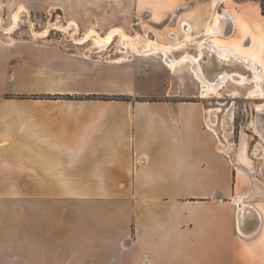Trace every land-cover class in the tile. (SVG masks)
<instances>
[{
    "label": "crops",
    "instance_id": "crops-1",
    "mask_svg": "<svg viewBox=\"0 0 264 264\" xmlns=\"http://www.w3.org/2000/svg\"><path fill=\"white\" fill-rule=\"evenodd\" d=\"M135 1L155 22L169 15L171 42L183 22L204 33L213 11L211 0ZM59 2L65 14L76 5ZM217 11L204 39L218 52L188 44L174 56L197 60L173 68L159 55L102 63L0 45V264H264V132L232 160L193 72L226 76L229 102H260L237 95L253 79L228 75L251 78L253 67L264 89V14L261 0Z\"/></svg>",
    "mask_w": 264,
    "mask_h": 264
},
{
    "label": "rangeland",
    "instance_id": "rangeland-1",
    "mask_svg": "<svg viewBox=\"0 0 264 264\" xmlns=\"http://www.w3.org/2000/svg\"><path fill=\"white\" fill-rule=\"evenodd\" d=\"M28 1L30 3L33 2L34 5L27 4L26 6L23 3L19 4L26 6L29 11V16L23 14L18 26L13 32L7 33L0 29V45L14 47L24 43H31L36 46L56 48L74 53L88 61L108 63L111 58H114L118 54V40L115 38L104 50L92 52L90 51V40L78 43V39L88 32L91 27L96 28L100 34H105L112 27L119 26L131 36L141 32V34H148L151 37L157 38L162 43L171 42L170 32L172 31V21L169 15L165 20L159 23L155 22L154 19H151L148 12H144L138 8L135 0H124L125 7H118L116 6V2L111 3L110 1L104 2V7H99L96 6V0H76L77 2L73 0L76 5L73 7L68 6L67 14L64 13V8H60L59 0H47L45 3L46 6L43 7L41 6V0H36V2H34L35 0ZM5 2L7 3L6 0H1V17L3 20L2 25L8 27L12 24V14L19 4H6ZM58 18L61 19L63 25H66L67 21L76 20L75 22L78 25L77 33H73V30L65 32L59 28H53L54 25H52V27H48L49 30L46 35H41L40 37L32 34L29 21L33 24V29L40 32L48 26V22L53 23ZM72 34L73 39L71 38ZM141 58L143 57L129 53L125 61L131 64H137L142 60ZM250 89L251 87L248 91ZM220 94L218 97L212 96L205 98V104L210 111L209 123L214 127L213 130L216 132V135L219 136L218 141L222 142V144L219 143V147L221 148L222 146L223 148L226 145L223 149L227 151L232 160L237 152H240L241 149H246V147L250 154H252L251 151L253 150L254 144L261 140V135L260 137L259 135L255 136L254 133L256 131L258 134L264 132V120H262V117H264V105L256 106V103L236 104L233 100L229 102V97L235 95V88L233 86L222 88ZM245 94L248 95L247 89H243L242 93H237V95ZM226 95L227 98L224 99ZM254 100V102H257L263 99ZM252 112L255 113V117L253 116L254 126L248 128L246 118L248 116L250 117V115L252 117ZM242 125L243 127L241 128ZM261 156H264V154L261 153Z\"/></svg>",
    "mask_w": 264,
    "mask_h": 264
},
{
    "label": "bare ground",
    "instance_id": "bare-ground-1",
    "mask_svg": "<svg viewBox=\"0 0 264 264\" xmlns=\"http://www.w3.org/2000/svg\"><path fill=\"white\" fill-rule=\"evenodd\" d=\"M221 1L222 0H211L212 5H213V11L211 13L210 18H208L204 24L205 25L204 33H202V34L198 33L199 35H197V36H192L191 34L188 33L189 28L187 27L186 23L182 24L185 35L180 39L175 38V41L171 42V43H162L159 40H157L155 37H151L148 34L147 35L141 34V32L139 34L131 36V35L127 34L119 26L112 27L105 34H100V32L96 28L91 27L88 30V32H86L80 39H78V43L79 42L82 43V42L90 40L91 41L90 51L99 52L101 50L106 49V47L109 44H111L115 38H117L118 44H119V49H118V54H116V56L114 58H111V60H110L113 62L114 61L119 62L122 60H126V56L129 53H133V54L138 55V56L159 55L162 58V60L164 61V63L167 64L170 68H173L177 63L186 62L188 60L191 61L192 63H195L197 58H193L187 52H185L179 58L178 57L176 58L173 53L176 49L185 48V47H187L188 44H193V43L197 47L207 46L211 50L216 51V53L218 52V48L214 44H212L211 42L208 43L205 39L207 36H210V34H215L217 32V28L219 25L218 22L220 19V14L217 11V7H218V4L221 3ZM1 7H2V4H1V0H0V29H2L4 32H7V33L13 32V30L18 26L19 20L23 14L29 16V11L26 8V6L23 4H19L17 9L15 10V12L12 14V24L8 27H4L2 25L3 20L1 17V11H2ZM223 15L224 14H222V17H223ZM226 16H227V14H226ZM52 25H54L53 28L56 27V28H59L65 32H67L69 30H73V33H77V29H78V25L74 20L67 21V24L63 25L61 19L58 18L53 23L48 22V26L45 29H43V31L38 32V31H35L33 29L34 28L33 24L29 21V26L32 29V34L34 36L38 35L41 37V35H46L48 33V30H49L48 27H52ZM220 33H222V32H220ZM71 38L73 39V34L71 35ZM200 54H202V53L200 52ZM225 54H226V56L229 55L228 53H225ZM226 56H225V58H227ZM240 62H241V60H240ZM197 68H198V65H197ZM251 69H253V76L251 75L252 76L251 78H247L246 75L245 76L240 75V73H239V75L229 74L228 77L238 81L239 83L249 82V80L253 79L254 84L251 87V89L248 91L247 96L249 98H252V99L259 98V99L264 100V89L261 86L262 84L259 83L261 81V78L259 81L258 72H256L253 67ZM193 72H194L195 77L198 78L200 80V83H201V86L199 88L200 96H202V97L217 96L218 97L221 95L220 90L222 89L223 81L226 78V76L224 77V79H223V76H220L215 81H207V80H205L206 78L204 79L202 77L200 71L194 67H193ZM251 74H252V72H251ZM255 105L256 106H263L264 101L261 100L260 102L256 103ZM212 128L214 129V127H212ZM219 134H221V133L219 132ZM218 139H219V136H218ZM219 143L222 144L221 141ZM223 145H224V143H223ZM225 146L226 145H224V147ZM221 148H222V146H221Z\"/></svg>",
    "mask_w": 264,
    "mask_h": 264
},
{
    "label": "trees",
    "instance_id": "trees-1",
    "mask_svg": "<svg viewBox=\"0 0 264 264\" xmlns=\"http://www.w3.org/2000/svg\"><path fill=\"white\" fill-rule=\"evenodd\" d=\"M262 12L264 14V0H261Z\"/></svg>",
    "mask_w": 264,
    "mask_h": 264
}]
</instances>
